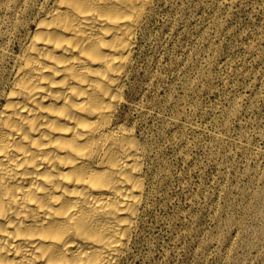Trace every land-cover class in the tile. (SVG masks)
I'll list each match as a JSON object with an SVG mask.
<instances>
[{
  "label": "rangeland",
  "instance_id": "rangeland-1",
  "mask_svg": "<svg viewBox=\"0 0 264 264\" xmlns=\"http://www.w3.org/2000/svg\"><path fill=\"white\" fill-rule=\"evenodd\" d=\"M51 2L0 0V99ZM131 58L115 119L144 194L119 264H264V0H153Z\"/></svg>",
  "mask_w": 264,
  "mask_h": 264
},
{
  "label": "bare ground",
  "instance_id": "bare-ground-1",
  "mask_svg": "<svg viewBox=\"0 0 264 264\" xmlns=\"http://www.w3.org/2000/svg\"><path fill=\"white\" fill-rule=\"evenodd\" d=\"M152 2L52 0L29 24L0 99V264H119L144 184L115 113Z\"/></svg>",
  "mask_w": 264,
  "mask_h": 264
}]
</instances>
